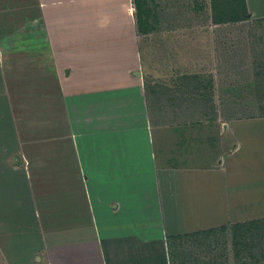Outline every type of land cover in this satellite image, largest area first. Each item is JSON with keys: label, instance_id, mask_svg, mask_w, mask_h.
<instances>
[{"label": "crops", "instance_id": "0c3cea01", "mask_svg": "<svg viewBox=\"0 0 264 264\" xmlns=\"http://www.w3.org/2000/svg\"><path fill=\"white\" fill-rule=\"evenodd\" d=\"M79 3L0 0V264H172L175 240L264 223V113L217 105L223 29L264 22V0L227 23L205 0L204 30L149 45Z\"/></svg>", "mask_w": 264, "mask_h": 264}, {"label": "rangeland", "instance_id": "374dc122", "mask_svg": "<svg viewBox=\"0 0 264 264\" xmlns=\"http://www.w3.org/2000/svg\"><path fill=\"white\" fill-rule=\"evenodd\" d=\"M78 1L79 14L88 15L90 21H93L88 23H93L91 30L101 29L121 35L138 32L135 27L137 9L134 0ZM204 2L205 0H146L144 8L150 13L151 32L156 31L146 35L138 33L137 36L142 38L145 45H149L157 42V32L163 36L166 33L204 30L208 14ZM98 21H102L104 26L100 27ZM223 32L229 37L224 43L229 55H224L222 62L227 64L232 61L235 65L232 85L227 81L228 84H223L220 89L228 92L231 90L234 101L217 105L229 112H236L239 117L264 113V22L250 21L238 25L233 31H227L224 27ZM228 32L231 33L228 35ZM181 41V37L168 40L172 44L173 62L183 65L187 60L184 59L185 50L179 47ZM32 42L33 46H37L34 40ZM197 58L198 55L195 54L190 60L198 62ZM191 71L183 70L182 73L181 70H175L170 79L176 80ZM170 256L172 264H264V223L250 229H241L237 233L226 230L180 238L170 246Z\"/></svg>", "mask_w": 264, "mask_h": 264}, {"label": "trees", "instance_id": "16d2710c", "mask_svg": "<svg viewBox=\"0 0 264 264\" xmlns=\"http://www.w3.org/2000/svg\"><path fill=\"white\" fill-rule=\"evenodd\" d=\"M145 2L146 0H134L137 9V28L143 34L152 31L149 23V10L144 8ZM212 14L215 23L239 22L248 20L251 17L246 0H212ZM192 77L197 78L195 75ZM257 223L259 222L235 224L231 227V230L237 233L241 229H250L256 226ZM226 229V227H221L217 230L226 231ZM217 230H207L201 234L210 235Z\"/></svg>", "mask_w": 264, "mask_h": 264}, {"label": "water", "instance_id": "95a60500", "mask_svg": "<svg viewBox=\"0 0 264 264\" xmlns=\"http://www.w3.org/2000/svg\"><path fill=\"white\" fill-rule=\"evenodd\" d=\"M136 75H137V76H141V72L138 71Z\"/></svg>", "mask_w": 264, "mask_h": 264}]
</instances>
